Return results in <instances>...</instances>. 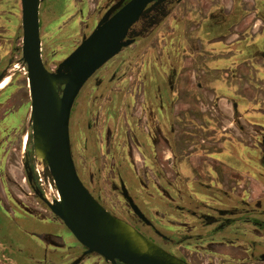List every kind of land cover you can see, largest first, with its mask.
I'll list each match as a JSON object with an SVG mask.
<instances>
[{"label": "flooded vegetation", "instance_id": "1", "mask_svg": "<svg viewBox=\"0 0 264 264\" xmlns=\"http://www.w3.org/2000/svg\"><path fill=\"white\" fill-rule=\"evenodd\" d=\"M129 1L39 0L44 67L55 72L106 13ZM246 7L244 0L147 3L130 42L83 83L70 109L82 184L106 212L186 264H264V0ZM44 20L79 33L55 67L43 56ZM5 21H19L21 54V0H0V74L15 61L5 51ZM25 74L29 89L27 66ZM17 75L0 91V209L66 228L42 235L54 253L35 264H112L85 253L40 199L32 128L11 88ZM0 264L14 263L0 253Z\"/></svg>", "mask_w": 264, "mask_h": 264}, {"label": "water", "instance_id": "2", "mask_svg": "<svg viewBox=\"0 0 264 264\" xmlns=\"http://www.w3.org/2000/svg\"><path fill=\"white\" fill-rule=\"evenodd\" d=\"M151 1L130 0L113 15L106 13L55 72H50L40 57L39 0H21V54L30 94L27 119L31 120L33 148L42 152L59 199L49 202L44 191L38 195L85 247V253L100 254L112 264H117L116 259L124 264H186L136 230L149 251L142 252L127 240L121 220L106 212L80 181L70 151L68 122L75 96L97 68L130 42L125 40L129 28ZM58 86H63L61 95Z\"/></svg>", "mask_w": 264, "mask_h": 264}, {"label": "rangeland", "instance_id": "3", "mask_svg": "<svg viewBox=\"0 0 264 264\" xmlns=\"http://www.w3.org/2000/svg\"><path fill=\"white\" fill-rule=\"evenodd\" d=\"M222 1L226 7L229 6V0ZM244 1L247 6L246 8H251L253 6L254 0ZM6 2L9 5L10 0H6ZM219 3L221 2H216V5ZM92 7L91 1V5L86 13V18L88 17L91 20L96 16V14H92ZM46 20H44V25L42 27L43 56L48 65L55 67V65L70 51L72 48L71 44L77 43L73 42L69 44V40L73 38L79 39V33L77 29H73V31L66 29L68 25L63 24L64 21L50 26ZM65 21H67V19ZM82 23L83 22L78 23V25L80 24V28L83 25ZM2 24L6 29V54L15 58V61L10 63V67L15 63L16 68L14 69V74L18 71V75L14 79L11 88L13 90H18L17 98L21 99L23 102L22 105H24L21 109L22 120L26 121L30 109V94L25 74L26 66L20 59V51L15 49V47H20V45H18L20 41L17 40L16 36V31L19 29V21L17 23L5 21L2 22ZM162 27L163 25L159 27L155 33H164L166 29ZM50 213L51 212H46L44 215L48 216ZM58 233L67 234V231L63 225L57 222L51 220L44 221L31 215L24 217L13 215L11 212L9 213L6 210L0 209V253L3 254L6 260H11L14 264H35L38 260L51 259L54 251L51 247L47 248L43 245L42 235H56ZM70 239H72L71 236Z\"/></svg>", "mask_w": 264, "mask_h": 264}, {"label": "bare ground", "instance_id": "4", "mask_svg": "<svg viewBox=\"0 0 264 264\" xmlns=\"http://www.w3.org/2000/svg\"><path fill=\"white\" fill-rule=\"evenodd\" d=\"M9 67H10V64H8L7 67L0 74V91L4 90L7 86H9L13 79L14 69L16 68V64L14 63L11 65L10 68ZM30 125H31V120L30 118H28L26 121L25 127L27 128ZM26 128L21 137L22 148L24 147V141L26 137ZM33 154H34L35 167L37 170L36 172H38L40 185L44 191V195L46 199L49 202H52V199H59V195L54 185V182L52 180L51 174L46 167V163L44 162L42 152L38 149L33 148ZM121 222H122L121 225H122V231H123L124 237L130 242H132L133 245L136 248H138L140 251L148 252L149 248L146 242L135 233L134 229L128 223L123 222V221Z\"/></svg>", "mask_w": 264, "mask_h": 264}]
</instances>
